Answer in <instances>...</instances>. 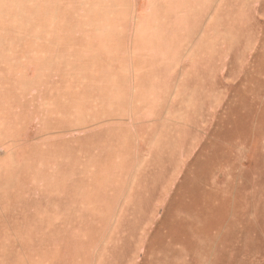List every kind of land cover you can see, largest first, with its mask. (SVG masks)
Wrapping results in <instances>:
<instances>
[{
    "label": "rangeland",
    "instance_id": "rangeland-1",
    "mask_svg": "<svg viewBox=\"0 0 264 264\" xmlns=\"http://www.w3.org/2000/svg\"><path fill=\"white\" fill-rule=\"evenodd\" d=\"M264 0H0V264H264Z\"/></svg>",
    "mask_w": 264,
    "mask_h": 264
},
{
    "label": "snow or ice",
    "instance_id": "snow-or-ice-1",
    "mask_svg": "<svg viewBox=\"0 0 264 264\" xmlns=\"http://www.w3.org/2000/svg\"><path fill=\"white\" fill-rule=\"evenodd\" d=\"M260 67H261V71L264 72V60H262Z\"/></svg>",
    "mask_w": 264,
    "mask_h": 264
}]
</instances>
